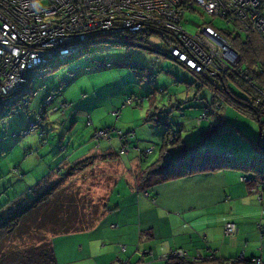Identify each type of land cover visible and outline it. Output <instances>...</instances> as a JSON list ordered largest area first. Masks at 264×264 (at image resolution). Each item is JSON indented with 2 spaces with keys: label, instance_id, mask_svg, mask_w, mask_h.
<instances>
[{
  "label": "rangeland",
  "instance_id": "rangeland-1",
  "mask_svg": "<svg viewBox=\"0 0 264 264\" xmlns=\"http://www.w3.org/2000/svg\"><path fill=\"white\" fill-rule=\"evenodd\" d=\"M194 10L186 11L183 17L182 26L188 31L196 32L201 25L207 23L212 24L214 27L232 28L220 17L213 16L209 18V15L205 14L200 7H195ZM262 13H264V7H262ZM218 32L226 37L224 33ZM231 33L232 35L236 34L235 32ZM135 34H139L134 39V43H137L136 45H129L128 41H124V45H120L112 38L106 36L97 39L96 42L89 45L84 51L62 62H50L48 64L50 71L42 78H38L31 83L32 88L37 90V94L30 99L29 106L26 109L14 111L11 115L0 113V139L2 140L0 141V204L2 201L7 202L15 196L23 194L26 192L25 190H27L26 188H28L29 184L36 183V179H42L45 173L51 171L52 174L48 178H45L40 186H36V190L32 193L38 194L42 191H50L53 195L61 192L70 193L76 197L82 222H89L92 215L96 219L94 218L91 225L95 224L96 220L103 213L104 200L109 188L122 173V163L118 158L122 153H120L121 143H119L120 148H118L116 155L94 152L87 157H82L90 149L103 150L105 147L110 146V144L112 145L111 141L114 138L112 135L109 138L108 134L112 132V129L102 133L100 136L102 138L100 139L94 137L96 129H94L92 124L87 123L88 119L90 120L91 118L89 115L87 116L90 111L84 99L94 95H97L96 97H102V95L116 97L117 93H119V82H132L128 72L132 73L133 80L138 85L139 90H137V95L144 98L142 102L137 103L134 100L131 105H127L128 107H133L131 109L135 117L139 116V119L136 120L137 122H141L143 125L162 126L148 119L150 112L145 111L143 114L142 108L143 106L144 108L146 107L147 99L145 94H138L140 92H147V89H152L154 84H158L162 87L158 88L164 91L157 92L155 90L156 87L153 89V91H156L153 92V97L155 101L157 100L155 103L158 107L160 105L161 107L164 106L165 111L162 115L165 114L168 118L167 122L172 125V129L181 131L180 135L182 139L180 142L187 141V144H195V141L201 140L198 143L199 145L197 144L199 146L198 149H196L197 147L195 148L200 153L206 152L205 147H207V144H210V146H213V144L216 146L225 144L231 150L239 153V156H241L239 160L245 161H256L262 155L257 146L259 122L256 119V114L253 112L257 107L252 104L253 95L250 88L252 90L254 88L251 85L241 81L237 83L230 78H226L224 81L229 92L248 102L251 107L249 104V106L235 104L222 94L221 97L219 92L215 90H222L224 94L225 92L223 91L222 82L215 76H213L214 83L212 87L207 85V80H204L207 75L200 74L198 75L200 77L198 80L193 75L194 81L192 84L186 85V83L181 82L169 91L168 87L172 84L174 85V83L170 82L171 75L168 74L173 73L176 68L175 66L170 67L171 60L162 54H165L168 50V42L155 30L131 35ZM229 42L231 41L229 40ZM156 58L164 60L166 64L157 63ZM98 62L109 64L107 66H97ZM139 65L146 66L147 68L155 66L152 68H156V71L149 72L150 69L147 71V75L154 77V80L144 77V73L146 72L140 74ZM119 68H126L128 72L124 70V75L121 77L122 74L119 76ZM69 71H75L74 80L62 90L61 95H56L52 103L47 105L44 110V120L41 125L45 131H48L45 136V142L43 144L39 142L34 147L30 146L34 152L25 156L24 147L26 145L22 146V141L24 142L29 138L42 139V136H40L42 135L41 128L22 137H13L12 135L18 134L28 124L35 122L37 110L42 107V101L48 93L57 90L63 80V76ZM254 81L258 82L257 78H254ZM197 85H200V88ZM41 86H44V88L40 89ZM178 89L181 90V94L173 95V92H177ZM214 93H217L218 98L221 97L219 99V109H216L214 104V101L217 100L214 97ZM132 94L136 95V92H132L129 96ZM170 97L172 102L169 101ZM56 98L67 99L69 102L74 101L67 107L61 103L60 99V101H56ZM162 98H165L164 101H161ZM148 101L153 104L151 97H148ZM58 102L60 107L63 108V114L61 113L62 109L60 111L52 110V107L58 105ZM237 106L247 112H241ZM201 111L208 114L209 121L206 122L207 124L203 123L199 127L196 125V121H198L200 115L203 113H200ZM109 113L113 114L112 111ZM224 115L226 116L225 118ZM69 116L73 119L69 120ZM121 118L122 110L119 111L118 119L116 116H113L111 124L119 126L118 128L120 129ZM216 120L221 121L217 122ZM260 121H264V117H261ZM209 124L217 127L213 132L222 134L223 136H211L204 139L206 134H202V131L207 129ZM115 129L117 128L115 127ZM119 129L117 130L119 131ZM120 130H122L121 134L123 135L124 133H134V136L130 137L126 142L125 152L129 151V141L136 138V133L134 130ZM145 133L148 141L159 144L160 138L156 130L151 129ZM115 138L119 140V137ZM103 140L107 142V145L101 144ZM15 145L18 146V150L20 149V153L8 154L10 147ZM61 147H64V149H60ZM81 160L82 162L78 165L74 164ZM17 166L20 169L18 173L15 171ZM13 168L15 169L14 171H12ZM28 169H31L32 175L29 174ZM69 169H71L72 173L66 175V171ZM22 173L23 178L19 176ZM14 179H17L20 186L18 183H14ZM26 194L23 198H31V193ZM26 201L24 200L21 203L23 204ZM11 206V210L16 207L15 204H11ZM8 211L6 208L2 212L6 215ZM52 235L50 232L44 233L46 244L50 243ZM20 245L23 244L21 243Z\"/></svg>",
  "mask_w": 264,
  "mask_h": 264
},
{
  "label": "crops",
  "instance_id": "crops-1",
  "mask_svg": "<svg viewBox=\"0 0 264 264\" xmlns=\"http://www.w3.org/2000/svg\"><path fill=\"white\" fill-rule=\"evenodd\" d=\"M162 54L171 60L170 67L176 68L173 73L168 74L171 75L170 82L174 83L168 87L169 91L181 82L186 85L192 84L194 81L192 72L176 60ZM156 62L166 64L160 58H156ZM152 67L145 66V72L148 73V69L149 72L157 70ZM124 70L127 71L126 68H119V76L124 75ZM128 75L132 82H119V93L116 97L101 94L102 97L94 95L84 99L90 111L87 116H90L94 129L113 126L111 124L113 116L109 112L111 109L120 108L122 110L120 129L134 130L136 138L129 141V151L118 157L122 163V173L109 188L104 200L103 213L95 224L82 231L52 235L50 238L55 264H112L115 261L120 264H171L164 258L170 248L185 249L190 256L202 259L201 261L206 259L208 250H216L214 264H222L225 260L238 258L242 259L241 264L243 262L246 264L255 257L264 261V183L247 185L241 178L248 177L249 174L238 168L225 167L198 170L149 186L137 184L136 177L160 156L164 127L137 122L139 116L135 117L131 109L133 107L123 106L124 98L132 92L137 94L139 90L132 73L128 72ZM213 79V75L207 74L204 80H207V85L212 87ZM197 86L200 88V85ZM155 87L161 86L154 84L152 89L146 90L147 92L138 93L151 97L153 102L152 104L147 100L146 107L142 108L143 114L145 111L154 113L165 111L164 106L158 107L155 103L157 101L153 97ZM177 94H181L180 89L173 92V95ZM59 99L56 98V101ZM164 99L162 98L161 101ZM169 101L172 102L171 97ZM226 112L227 110L225 114ZM71 119L73 118L69 116V120ZM206 122L198 120L196 125L201 127L203 123L207 124ZM216 128L209 124L207 129L202 131V134H206L204 139L223 136L211 131ZM151 129L158 133L159 144L147 140L145 132ZM139 132L141 133L138 135ZM39 142L40 138L39 140L29 138L22 141V146L34 147ZM111 142L112 145L103 150L90 149L82 157L94 152L116 155L120 141L114 138ZM195 142L198 144L201 140ZM101 144L107 145V142L103 140ZM149 147L153 149L144 154V149ZM205 150L206 152L203 153L216 151L217 154L231 153L234 159L241 157L238 152L231 150L225 144L217 146L207 144ZM15 153H20L17 145L8 150L10 155ZM28 171L29 174H33L31 169ZM51 174L52 172L48 171L42 179L38 178L35 180L37 182L33 183H41ZM15 182L18 183L17 179H14ZM33 183L29 184L28 188L33 187L35 185ZM226 222L235 224L237 227L235 234L228 236L224 234L223 227Z\"/></svg>",
  "mask_w": 264,
  "mask_h": 264
},
{
  "label": "built area",
  "instance_id": "built-area-1",
  "mask_svg": "<svg viewBox=\"0 0 264 264\" xmlns=\"http://www.w3.org/2000/svg\"><path fill=\"white\" fill-rule=\"evenodd\" d=\"M195 7H200L209 18L216 16L224 19L227 25L232 26L227 30L240 35L245 41L257 38L264 47V0H0V113L11 115L14 111L29 106L30 99L37 94L31 83L49 72V62L81 51L98 35H110L124 43L128 32H139L147 24L166 38L169 48L165 55L189 69L195 78L209 73L221 79L226 72H236L240 56L218 29L207 23L201 25L196 32H191L182 26L186 11H195ZM108 64L98 62L97 66ZM257 69L262 71V67ZM250 70L245 65L237 74L250 81ZM74 76L75 72H68L57 90L48 93L42 101L35 122L12 136H25L38 128L44 134L46 131L41 124L46 106L52 103L64 84ZM144 77L154 80L147 73H144ZM250 84L258 95L256 102L264 103V90ZM162 91L161 88L158 89V92ZM134 100L142 102L144 98L131 95L126 98L123 106ZM61 103L67 107L71 104L65 100H61ZM61 109L63 114L59 102L52 107L53 111ZM119 111V108L113 109L112 113L118 118ZM202 118L204 115L198 120ZM258 122V142L264 148V121L258 119ZM87 123L91 124V120ZM109 129H112L108 133L109 138L112 133L117 135L121 142L120 153H124L126 142L134 133L123 132V135L122 130L118 131L113 126L96 129L94 137L102 138L101 134ZM167 135L168 144L175 137V132L168 129ZM152 149L146 148L143 153H149ZM167 150L163 151L164 156L167 155ZM241 179L245 181L246 177ZM223 230L226 236L233 235L237 232V227L232 222H226ZM208 252V264H214L217 251ZM164 258L191 262L202 260L190 256L182 248H170ZM241 260L229 259L222 264H241ZM112 264L120 263L115 261ZM248 264H264V261L255 257Z\"/></svg>",
  "mask_w": 264,
  "mask_h": 264
},
{
  "label": "trees",
  "instance_id": "trees-1",
  "mask_svg": "<svg viewBox=\"0 0 264 264\" xmlns=\"http://www.w3.org/2000/svg\"><path fill=\"white\" fill-rule=\"evenodd\" d=\"M215 28L218 29V31H220L221 33H224L226 35V38L228 35L227 39L228 41L229 40L231 41L230 42L231 47L240 55L239 65L235 68L236 72H227L226 75H223L220 79L225 94L222 93V90L219 89H216L215 91L221 93L222 95H224V97L234 102L235 104L247 106L249 104L248 102H245L243 101V99L234 96L231 92L227 90L226 83L224 81L226 78H230L231 80L237 83H239L240 81L248 85H251L250 83H253L258 87H260L262 90H264V47H262V45L260 44L257 38H254L252 41L249 42L241 38L240 35H236V34L232 35V33L227 30L228 27L221 28L215 26ZM151 30H155V29L148 28L147 31H151ZM157 32L161 35L160 31ZM143 33L144 32L140 34ZM138 35L139 34L127 36L125 38V41L126 42L128 41L129 45H136L137 43L136 44L134 43V39L135 37H138ZM106 36L112 38L117 44L124 45L122 40H120L119 38H115L110 35H98L96 39L93 40V42L88 43L85 47H83L81 51L76 52L68 57H65L64 59L56 60V62L57 61L62 62L67 58L72 57L77 53L84 51L89 45L96 42L97 39ZM162 37L166 39L164 36ZM245 65H248L249 68L251 69L250 72L252 74V79L250 81L241 78L237 74L239 70ZM257 67H262V71L259 72ZM138 68L143 73L145 72V66L139 65ZM69 72H75V71H69ZM67 74L68 73H66L63 79L67 77ZM74 78L75 76L68 83H65L63 88L57 93V95L60 94L65 87H67L70 83H72ZM254 78H257L258 82H255ZM158 89L160 88L158 87L155 88L157 92ZM155 90L154 92H156ZM250 90L253 95L252 104H254L257 107L254 109L253 112L256 114V119L258 121V119L261 120V117H264V103H260V102L257 103L256 102V99L258 98L257 93L251 88ZM136 96L138 98H143L142 96H138L137 94ZM127 97H129V95H127L124 98V101L126 100ZM145 97L148 100L149 96H145ZM214 97H216L217 99L216 101H214L215 107L219 108L220 107V104L218 102L219 99L215 94ZM63 100L69 102V100L67 99H63ZM135 102L138 103V101ZM70 103L72 104V102ZM237 108L241 112H247L238 106ZM249 114H253V113H249ZM112 115L115 117L114 114ZM149 115H150V117L148 118L149 120L154 121L156 124H161L164 127V137L160 149L159 158L154 163H152L142 174H140V176L136 177V182L139 186L143 184L146 186L157 184L177 176H181L187 173H193L198 170H204V169L214 170L225 167L238 168L243 172L249 174V176L246 177L245 180L247 185L252 186L257 183H264V148L260 146L258 141H257V146L262 155H260L256 159V161H252V160L245 161V160L234 159L232 158L233 156L231 153H222V154L200 153L195 150L197 146L196 142L195 144H190V145H188L187 143L180 142V131H178L177 129L176 130L172 129V125L169 122H167L168 118L165 116V114L162 115V113H154L152 111L150 112ZM202 115H204V118L200 119V121L209 120L208 114L206 112H203L200 115V117ZM159 117H161V119H159ZM0 118H1V114H0ZM43 120L44 119H42V122ZM111 127H105L103 129L111 128ZM116 128L119 129L118 127ZM168 129H172L173 132H175V137L170 141V143L167 144L169 140V136L167 135ZM97 130H101V129H97ZM47 133L48 131L40 135L42 136V139H40L41 144L45 142L46 140L45 136L47 135ZM111 135L114 138L117 137V135H115L114 133H112ZM0 141L2 140L0 139ZM25 147H24L25 156H28L34 152L32 147L30 146H25ZM165 148L168 149L167 150L168 153L166 156L163 155V151L165 150ZM60 149H64V147H61ZM81 162L82 160L77 161L74 164L78 165ZM14 170L15 169L13 168L12 171ZM70 170L71 169L66 171V175H70L72 173V171ZM15 171H17V173L20 171L19 166L16 167ZM22 175L23 173L19 174L21 178H23ZM41 183H37L35 184V186L29 187L30 188L29 191H28L29 188H27L26 192L23 191L25 194L23 193L17 195L12 200H8L7 202L4 201H2L3 203L1 202L0 204V264H55L56 261H55V255L52 244L51 243L46 244L44 233L50 232L53 235L67 234L71 232L82 231L93 226L91 224L93 223L95 217H93L92 215L89 222L87 223L82 222L78 210V204L76 202L77 201L76 197H74L72 194L61 192L53 195V193L50 191H42L38 194L32 193L33 191L36 190V186H40ZM26 193H31V198H26V197L23 198L24 196L27 195ZM21 200L23 201L27 200V201L22 204L21 202L23 201ZM11 204H15L16 206L12 210H11L12 208ZM6 208L9 211L6 215H4L2 211H4ZM21 243L23 245H20ZM168 261L171 264H208L209 263V260L207 259H204L203 261H199V262H191L185 259L171 258ZM247 262L249 263V260Z\"/></svg>",
  "mask_w": 264,
  "mask_h": 264
},
{
  "label": "bare ground",
  "instance_id": "bare-ground-1",
  "mask_svg": "<svg viewBox=\"0 0 264 264\" xmlns=\"http://www.w3.org/2000/svg\"><path fill=\"white\" fill-rule=\"evenodd\" d=\"M148 28H151L149 24L145 25L144 28H143L141 31H139V32H136V31L128 32V35H126V37H127V36H130L131 34H134V33H142V32H144V31H147ZM196 78H199V77L197 76ZM199 79H200V78H199Z\"/></svg>",
  "mask_w": 264,
  "mask_h": 264
}]
</instances>
